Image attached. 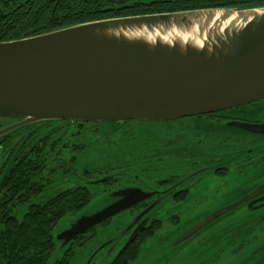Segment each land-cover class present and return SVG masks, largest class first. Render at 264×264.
Returning a JSON list of instances; mask_svg holds the SVG:
<instances>
[{
    "label": "water",
    "instance_id": "water-1",
    "mask_svg": "<svg viewBox=\"0 0 264 264\" xmlns=\"http://www.w3.org/2000/svg\"><path fill=\"white\" fill-rule=\"evenodd\" d=\"M217 12L224 19L235 14V19L228 24L196 22ZM263 98L264 6L115 17L0 42V118H20L1 128L0 137L45 121H165ZM131 191L113 193L120 199L69 219L55 235L61 247L145 197ZM261 192L264 184L202 217L174 244Z\"/></svg>",
    "mask_w": 264,
    "mask_h": 264
},
{
    "label": "flooded vegetation",
    "instance_id": "flooded-vegetation-1",
    "mask_svg": "<svg viewBox=\"0 0 264 264\" xmlns=\"http://www.w3.org/2000/svg\"><path fill=\"white\" fill-rule=\"evenodd\" d=\"M0 4L5 6V0ZM19 120L1 117L0 129ZM13 163H18L19 171L37 169L35 177L20 174L15 180L4 179ZM37 182L45 185L42 192L37 193ZM263 184L264 98L165 121L127 120L113 125L64 119L33 123L0 137V203L6 204L10 216L20 210L21 203L60 199L105 205L120 199L113 193L126 190H139L145 196L64 247L59 242L51 264H70L96 237L97 228L98 240L101 235L107 238L82 264H134L135 260L126 259L131 256L129 251L138 248V258L144 245L154 239L155 244L147 245L153 247L150 251L177 246L174 242L195 222ZM202 202L219 205L212 210L194 206ZM243 205V215L264 216V192ZM143 221L138 234L124 247ZM113 226L115 232L109 233ZM263 236L264 227L249 241ZM260 249L264 251V244ZM101 254L103 258H99ZM257 264H264V258Z\"/></svg>",
    "mask_w": 264,
    "mask_h": 264
},
{
    "label": "trees",
    "instance_id": "trees-1",
    "mask_svg": "<svg viewBox=\"0 0 264 264\" xmlns=\"http://www.w3.org/2000/svg\"><path fill=\"white\" fill-rule=\"evenodd\" d=\"M262 6L264 0H5V6L0 4V42L115 17ZM17 166L18 163H13L4 179L15 180L20 174L35 177L37 169L28 168L24 172ZM37 184V193L42 192L45 185ZM87 204L60 199L38 204L21 203L20 210L10 216L4 209L6 204L0 203V264H51L59 244L54 227L64 217L72 219ZM146 238L147 234L143 239ZM129 252L131 256L126 259L135 260L139 249Z\"/></svg>",
    "mask_w": 264,
    "mask_h": 264
},
{
    "label": "rangeland",
    "instance_id": "rangeland-1",
    "mask_svg": "<svg viewBox=\"0 0 264 264\" xmlns=\"http://www.w3.org/2000/svg\"><path fill=\"white\" fill-rule=\"evenodd\" d=\"M200 204L194 206L212 210L219 205L207 202ZM100 206L101 204L95 201L89 202L77 214L89 215ZM243 212H246L245 205L221 215L187 241L163 252L148 250L153 247L147 245L156 243L155 239L151 240L144 245V251L142 250L140 256L135 259L134 264H257L264 258V251L260 249L264 244V236L258 241L250 242L249 239L262 231L264 216L261 213L245 216ZM69 219L68 216L64 217L56 224L53 229L54 235L66 228ZM96 232V237L86 248L75 254L70 264H82L91 250L107 238V235H101L98 240V228ZM113 232L115 226L109 231V233ZM100 257L103 258L102 254L99 255ZM95 260L98 262V254Z\"/></svg>",
    "mask_w": 264,
    "mask_h": 264
},
{
    "label": "bare ground",
    "instance_id": "bare-ground-1",
    "mask_svg": "<svg viewBox=\"0 0 264 264\" xmlns=\"http://www.w3.org/2000/svg\"><path fill=\"white\" fill-rule=\"evenodd\" d=\"M224 15L225 14H223L222 12L214 13L211 16L202 15V18L198 17L196 22L202 24L203 22L210 21L212 24L214 23L228 24L230 21H233L235 19V14L229 16L227 19H224Z\"/></svg>",
    "mask_w": 264,
    "mask_h": 264
}]
</instances>
